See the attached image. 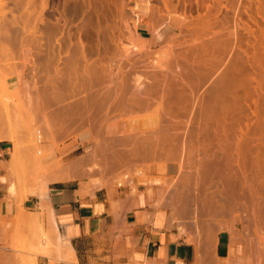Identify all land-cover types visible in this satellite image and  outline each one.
I'll list each match as a JSON object with an SVG mask.
<instances>
[{
  "label": "rangeland",
  "instance_id": "374dc122",
  "mask_svg": "<svg viewBox=\"0 0 264 264\" xmlns=\"http://www.w3.org/2000/svg\"><path fill=\"white\" fill-rule=\"evenodd\" d=\"M43 1L33 0L30 3L29 0H0V95H3L5 98L8 97V99L10 98L11 107L14 105V109L12 108L13 113L11 112V127L13 133L17 136V142L23 144V149L25 150V156L22 158L23 168L20 173L21 175L19 174V178L13 177L12 179L18 185L19 195L17 199L22 200L28 187L31 185L42 186L50 183L52 179L49 176H51L50 173L52 174L53 170L50 171L49 169H52L53 166L58 163L69 165L72 162L71 143L83 131H90L93 134L96 148H99L98 150L100 151L96 152L97 157H95L96 154L91 153L94 156L89 155L86 159L84 158L83 162L85 164L83 166L85 168L82 166L83 169L81 171L84 172V169L87 170V167H93L94 164L100 165L101 169L104 167L106 169H114L116 172L114 176L116 186L120 181L124 182L123 176H129L128 180L132 179L133 174L131 169L135 166H137L138 173L139 171L144 172V169L148 166L161 169L169 161H179L183 169L184 181L182 182L181 189L175 192V194L176 197L184 201V206H187L191 214L197 213L199 174L197 175L196 171L199 169L198 167H200L198 172H202L200 174L203 176L204 170L201 168H204L205 161L209 162V157L212 161L215 160L212 163H218L222 160L221 163L223 164L227 163L226 158H228V161L231 160V166L234 167L231 171L229 162V166L226 164L227 166L224 165V167L221 164L225 169L222 173L226 172L227 177L230 176L228 179L234 178V182L237 180L238 182H236L244 187L243 191L242 186L239 188L238 184L233 188L232 197L236 195L232 198L233 213L237 219L235 222L238 227H243L246 230L251 239V260L264 264V209L263 211L261 209L260 213H257L256 203L253 201V194L258 193L257 199L260 200L261 207L264 206V200L261 201V198L264 199V179H262L264 178V166L262 165V168L259 169L258 165L253 166L252 164L254 154L258 148L255 141L258 140L257 138H264V93H257L256 91L260 82L264 84V0H168V9L166 8L167 0H48V7L44 10V14L41 12ZM213 5L218 7V12L215 10L217 8ZM169 14L173 15L174 20H169ZM199 15L209 16V20L205 21L203 23L205 25L203 26L209 25L210 30L196 41H193L190 31L191 23L194 20L196 21ZM180 16H186L187 20ZM10 28L13 29L11 30ZM80 28L82 29L78 32ZM14 30L16 34L13 32ZM155 30H158V32ZM234 30L238 38L236 45L232 36V31ZM47 35H49V38ZM78 37L81 39L79 40ZM139 37L147 42V44L149 43V47L147 46L148 48L146 49L142 47L141 50L137 51L136 49L132 51V42L136 47L138 42L141 46L144 45ZM216 39H220L221 42L223 40L226 41L225 49L211 54L210 60L212 61V65L204 76L199 75L198 72L197 76H194V93L192 95L189 92L184 93L186 101L181 105H169L168 108L172 107L170 111L174 109L176 111L173 110V112L177 114L174 115L173 112L172 114L169 112L170 119L167 117L169 110L165 106V111L160 114L163 115L160 116L163 118L156 116L155 112L157 111L155 108L161 102V97H158V95L161 96V92L153 94L150 99L146 100H149V108L146 106L147 109L144 107V109L137 111H135L137 108L120 111L119 108L113 105V103L116 104L114 98V102H110L112 105L109 103L107 105L109 108L110 105L112 108L114 106L115 110L109 109L111 113L108 112V108H105L108 113H104V107L103 113L101 110L99 112L98 109L100 108L98 107V109L95 108L97 112L93 111V114L90 115L87 113L85 105L84 107L80 105L82 108L75 106L79 101L82 103L83 99L84 104L85 100L89 99V97H86L89 94H91L90 97L93 99L94 92L97 89L100 90L102 87V83L99 86L97 84L96 86L90 85V78H86V66L95 63V61L97 64L101 63L100 65H103L104 62L105 65L115 63L113 65L114 73H118L117 67H124L125 75L127 74L129 78L130 91H128V98L132 96L133 92L137 93V88H135L136 79H134L137 75H148L150 76L149 80H152L159 76L161 79L166 74L165 70H159L154 66V62L158 57L157 55L163 54L164 56L169 54L172 59L169 56H164L165 60L171 59L172 69L175 70V61L179 62L182 66V57L184 55L193 61H197L198 58L190 57L191 53L184 54L188 49L194 46L199 47L203 43H207V41L212 42ZM69 40L72 41L68 42ZM81 41L86 46L84 53L88 58L80 60L79 64L76 65V67L78 66L76 71L75 69H66L64 75L66 77L65 80L71 76L72 78L75 76L74 78L80 79V83L86 82L82 83L83 86L85 85V88H82L83 86L80 84H78V86L80 85V89L77 88L78 86L76 88H71L70 85L63 86L64 83L61 81L63 83L61 84L60 80L62 77L58 71L65 69L66 62L71 61V57L82 55ZM123 55L125 57H122ZM247 55L249 59H247ZM118 61L120 62V66ZM121 61L124 65H122ZM39 63H42L40 67ZM235 63L236 65H234ZM80 65L81 67L79 68ZM233 66H235V73H230ZM146 71L148 73H145ZM80 72H85L83 73L85 76L82 77V73L80 76ZM170 72L169 70L168 73L170 74ZM70 74L71 76H69ZM57 75L60 79L57 78ZM52 76H54L53 80H56V78L57 81L59 80V83H56L57 86L59 85L58 90L60 86L61 91L66 89L60 92L58 96L55 91H52L54 90L53 87L51 86L52 89L49 87V83L54 82L52 81ZM223 76H228L229 83L236 86L234 99L229 102L220 99H216L210 103L205 101L201 106V99L220 85V80ZM243 78L246 80L243 81ZM14 79H17L19 82V85L16 87L18 91L7 84L9 80ZM4 81H6L9 91L4 89ZM87 82H89V85ZM107 85L110 86L111 84L107 82ZM146 85L149 86L151 84L147 83ZM93 86L95 87L93 88ZM104 87L103 85L102 88ZM19 89H23L25 93L20 92ZM11 91H14V93ZM66 91L67 93H64ZM77 91L78 93H76ZM84 91L86 92L84 93ZM18 92H20V95L17 94ZM51 92H54V94ZM61 93L62 100H60ZM63 94H66V97ZM44 96L45 98L43 99L45 100L41 98ZM53 96L56 97L53 98ZM91 98L87 101L89 102ZM20 100H22V103ZM41 100L44 101L45 106L43 102L41 104ZM77 104L79 106L80 103ZM164 105L167 106L168 104ZM41 106L45 107L44 109L48 111L53 119L49 121V119L45 120L43 118V108ZM72 106L78 108L82 114H78L77 109L73 111L70 109L72 113L69 111L71 114L68 112V115L70 116H67L68 119H63L65 121L62 122V119L58 118V111L60 113L62 107L69 110ZM178 106H181V108H178ZM21 110L22 112H20ZM123 112H126L125 115H122ZM73 116L78 117L73 119ZM86 117H91V119L87 120ZM154 117L157 119H154ZM158 119H162V122ZM171 120H175L173 121L174 123ZM156 121L158 122L156 123ZM160 122L164 126L160 125ZM206 122L209 123V128H207ZM158 124L159 126H157ZM221 133L228 135L234 145L230 149L226 148L228 149V156L225 154L227 150L226 152L223 150L224 153L222 148L220 150L219 144H216L219 141L215 138L219 137ZM246 134H249V136L254 135L252 140L255 143L250 142L252 144L249 147L251 150L248 148L249 152L247 149L241 151L246 152L245 154H248L246 159L249 158L252 161L249 162L251 163L250 165L246 163L249 166H245L242 172L243 163L242 160H239L238 155H236V152L237 154L239 153L237 149L235 150L236 145L234 143L237 141V136ZM207 137H210L212 140ZM213 137H215L216 142L213 140ZM39 138L41 141H37ZM233 139L236 141H233ZM204 140L209 141L205 143L207 146L211 144L212 146H208L211 148L205 145ZM11 144L14 148V144L12 142ZM28 145L30 149L32 148L31 150L27 147ZM36 145L39 147H36ZM26 148H28L27 151ZM260 149L264 153V146L260 147ZM229 151L231 152L230 157ZM223 154L226 155V157L224 156L226 160L223 158ZM48 155H50L49 160ZM206 156L208 157L207 160H205ZM42 157L47 158L44 161ZM40 158L43 161H38ZM232 158L236 160L233 161ZM93 159H95L94 163H92L93 161L91 162ZM96 159L100 160L96 161ZM238 160L242 163H240L242 166H239L240 164L237 166ZM249 160L247 159V162ZM55 162L56 164H54ZM90 163L92 165H89ZM246 167L248 172L245 169ZM49 171L50 173H48ZM213 172L214 174L216 173L213 170L207 172V175L211 173L212 176ZM255 173H257L258 178L256 175L255 179H253ZM216 174L213 175V178H215L212 179V195H214L215 189H218L224 183L223 180L226 179L225 174H222L224 178L218 175L219 173ZM244 174L246 177L252 176L251 179L255 180L254 183L250 179L248 183H245L244 179L246 180V177L243 178ZM211 176L210 178H212ZM220 176L223 180L220 179ZM239 179L244 182H241ZM246 185L250 189L245 188ZM240 190L242 192L245 191L247 195L244 192V196ZM247 206L250 209L252 208V210L247 209ZM233 231L238 232L236 227L233 228ZM18 235L19 239L17 240V245L14 247L17 257L20 259L21 264H33L37 255L42 253L41 248H29L27 246L29 236H24L22 232H19ZM43 235L37 237L39 245L43 242ZM45 240L46 245H50L51 240L47 236H45Z\"/></svg>",
  "mask_w": 264,
  "mask_h": 264
},
{
  "label": "crops",
  "instance_id": "0c3cea01",
  "mask_svg": "<svg viewBox=\"0 0 264 264\" xmlns=\"http://www.w3.org/2000/svg\"><path fill=\"white\" fill-rule=\"evenodd\" d=\"M7 84L16 89L19 82ZM13 149L11 141H0V264H21L14 250L19 232L29 236V248H41L33 264H259L251 260L248 233L235 222L233 189H228L229 195L223 192L229 188L226 179L212 195V181L204 183L199 177L201 196L197 213L191 214L175 194L184 181L179 161L161 169L148 166L143 177L137 176L135 166L132 179L123 176V184L116 186L114 169L90 173L75 168L100 151L93 134L83 131L71 143L69 166L52 171L54 181L29 186L18 200L17 184L15 196L9 194ZM211 166L208 172L216 168ZM64 172L70 178L55 179ZM45 236L51 240L48 246Z\"/></svg>",
  "mask_w": 264,
  "mask_h": 264
},
{
  "label": "bare ground",
  "instance_id": "6f19581e",
  "mask_svg": "<svg viewBox=\"0 0 264 264\" xmlns=\"http://www.w3.org/2000/svg\"><path fill=\"white\" fill-rule=\"evenodd\" d=\"M30 1V3L33 1V0H29ZM20 2H22V1H20ZM14 3V2H13ZM18 3V2H17ZM16 3V4H17ZM28 4V3H27ZM34 4V3H33ZM30 5V4H29ZM18 6H20V5H18ZM166 8L168 9L169 8V4H168V0H167V2H166ZM214 6V5H213ZM43 7V8H42ZM42 10H41V12L43 13L44 12V10H46L47 9V7H48V0H44L43 1V4H42ZM214 7H216V6H214ZM217 9H215V10H217V12H218V7H216ZM212 9H214V8H212ZM152 12V11H151ZM207 13V12H206ZM210 13V12H209ZM216 13V12H215ZM44 14V13H43ZM151 15V14H150ZM185 15V14H184ZM140 16V15H139ZM169 17V20L170 21H172V20H174V18H173V15L172 14H169L168 15ZM191 16V15H190ZM41 17H43L42 15H41ZM181 17V16H180ZM183 17V19H185V20H187V17L186 16H182ZM181 17V18H182ZM42 19V18H41ZM44 19V18H43ZM194 20V19H193ZM209 20V16H206V15H199L197 18H196V21L194 20V22H192L191 24V28H190V31H191V35H192V39H193V41H196L199 37H201V36H203L204 34H206L209 30H210V27H209V25H207V26H203V25H205V24H203L205 21H208ZM42 21V20H41ZM9 23V22H8ZM44 23V22H43ZM7 24V23H6ZM46 24V23H45ZM201 24V25H200ZM82 27V26H81ZM11 29V28H10ZM13 29V28H12ZM11 29V30H12ZM55 29V28H54ZM82 28H80L79 29V31L78 32H80V30H81ZM10 31V30H9ZM156 31V30H155ZM14 33H15V30L13 31ZM39 32V31H38ZM38 32H36V33H38ZM156 32H158V30L156 31ZM155 32V33H156ZM40 33V32H39ZM16 34V33H15ZM33 34H35V33H33ZM43 34V33H42ZM81 34V33H80ZM154 34V33H153ZM38 35V34H37ZM71 35V34H70ZM35 36V35H34ZM49 35H47V37H48ZM78 36H80V35H78ZM232 36H233V39H234V44L236 45V43H237V41H238V38L236 37V33H235V30L234 31H232ZM44 37V36H43ZM47 37H45V38H47ZM222 37V36H221ZM224 37V36H223ZM17 38V37H16ZM49 38V37H48ZM135 38V37H134ZM140 38V37H139ZM71 39V38H70ZM78 39L80 40L81 38H79L78 37ZM221 39V38H220ZM220 39L219 40H214V41H212V42H209V41H207V43L205 42V43H203L202 45H200L199 47H197V46H194V47H191L190 49H188L187 50V52L186 53H184V54H189V53H191V56L190 57H192V58H198L197 59V61H193L192 59H190V58H188L187 56H183L182 57V60H183V65L181 66L180 65V63L179 62H177V61H175L176 62V66H175V70H173L172 69V66H171V62H170V60L172 59L171 58V56L169 55V54H167V55H164V56H169L171 59H169L168 58V60H165V57L163 56V54L162 55H157L158 57H157V60H155V62H154V66L156 67V68H158L159 70H165L164 72H166V74H164L163 75V77L160 79L159 77H157V78H155V79H152V80H149V77L150 76H148V75H146V76H142V75H137L136 76V78L134 77V79H136V82H135V88H137V93L136 92H133L132 93V96H130V97H128L127 98V95H128V91H130L129 90V78H128V76H127V74L125 75V72H124V67L122 66V65H124L123 63H122V61H123V59L121 58V63H122V67H117L116 65H115V67H117L118 69H116V70H119L118 71V73H114L113 72V70H114V64H109L108 63V65H105V62H104V64L103 65H100L99 63L97 64V62L95 61V63H92V64H89L88 66H86V64H88V63H86L85 64V66H86V70H85V72H83V73H85L87 76H86V78H90V85H95L96 86V84H97V86H99L100 85V83H102V87H103V85L106 87H104V88H102L101 87V89L100 90H103V91H100V90H96L95 91V89H93L95 86H93V90L95 91H93L94 92V94H93V99L90 97V95L91 94H89L88 96H86V97H89V99L91 98V102L89 101H87V100H89L88 98H87V100H85V103L83 104V101H84V99L83 98H86V97H83L82 99V103L79 101V102H77V103H80L79 104V106H77L78 104L76 103V107H81V106H83L84 107V105H85V108L87 109V113H89L90 115L91 114H93V111H95L96 109L95 108H97L98 109V107L100 108V109H98V111L99 112H101L102 110H103V107H104V113L106 112V110L107 109H105V108H108V110L110 109V110H112V109H114V106H113V108L111 107V103L110 102H116V104L115 103H113V105H115V107H117V108H119L120 109V111L122 110V111H127V109H135V108H137L135 111H137V110H139V109H144V107L147 109V107L146 106H148V108L150 107L149 106V100L148 101H146L147 99H150L151 98V96H153V94H155V93H159V92H161V96H159L158 95V97H161V102H159L158 103V105L156 106V111L157 112H155L157 115V117H159V118H163V117H160V116H163V115H160L161 114V112L163 113L164 111H165V109H164V106L166 107V108H168L169 107V105L170 106H175V105H181L184 101H186L185 100V98H184V96H185V94L184 93H186V92H189L191 95L194 93V79H195V77L197 76V72L199 73V75H205L206 74V72L211 68V65H212V61L210 60V57H211V54H213L214 52H219V51H223L224 49H225V47H226V41L225 40H223V42L225 41V43H223V42H221L220 41ZM47 40V39H46ZM129 40H132V39H129ZM139 40V39H138ZM140 40H141V42H143L144 43V45L143 46H141L140 44H139V42L137 43V47H136V45L134 44L133 45V42H132V51L133 50H136L137 49V51L138 50H141L142 49V47H143V49H146V48H148L149 47V43L147 44V42H145V41H143L141 38H140ZM139 40V41H140ZM72 41V40H71ZM70 40L68 41V42H71ZM78 41V40H77ZM154 41V40H153ZM62 42V41H61ZM61 42H59V43H61ZM64 42V41H63ZM135 43V42H134ZM167 43V42H166ZM57 44H58V42H57ZM71 45H72V43H70ZM80 47L83 49V51H81L80 49V51H81V53H82V55L81 56H75V57H71V61H69V62H71V63H67L66 62V67H64L65 69H60L58 72L60 73V75H61V80H60V82L61 81H63V83H64V85L63 86H69L70 85V87L71 88H73V87H77L78 86V84H80V85H82V83H86V82H82V83H80V79L78 80V79H76V78H72V76H71V74L69 75V76H71V77H69L67 80H65V75H64V72H66V69H68V68H70V69H75V71H76V68H78V66L76 67V65L77 64H79V62H80V60L82 59V58H84V59H87L88 57H86V55H85V49L84 48H86V46L84 45V43L81 41L80 42ZM86 44V43H85ZM63 45V44H62ZM60 46H61V44H60ZM60 46H59V48H60ZM76 46H78V44H76ZM148 46V47H147ZM173 46V45H172ZM77 48V47H76ZM75 48V49H76ZM169 48V47H168ZM56 49V48H55ZM78 49V48H77ZM105 49H106V47H105ZM167 49V48H166ZM62 51V50H61ZM60 51V52H61ZM79 51V52H80ZM165 51V50H164ZM69 52V51H68ZM80 53V54H81ZM62 54V53H61ZM60 54V55H61ZM70 54V53H69ZM77 54H79V53H77ZM125 55V54H124ZM122 56V57H125V56ZM155 55V54H154ZM239 56V55H238ZM32 59V58H31ZM61 59V58H60ZM130 59V58H129ZM150 59V58H149ZM247 59H249V57H248V55H247ZM89 60V59H88ZM112 60V59H111ZM128 60V59H127ZM85 61H87V60H85ZM130 61V60H129ZM173 61V60H172ZM30 62H32V61H30ZM34 62V61H33ZM93 62V61H92ZM100 62V61H99ZM44 63V62H43ZM103 63V62H102ZM113 63V62H112ZM117 63V62H116ZM120 62L118 61V64H119ZM107 64V63H106ZM131 64V63H130ZM39 65V67H40V65H42V63L40 64H38ZM151 65V64H150ZM150 65H149V67H150ZM234 65H236V63L234 64ZM82 66H83V64H82ZM119 66H120V64H119ZM153 66V65H152ZM81 67V65L79 66V68ZM84 67V66H83ZM46 68V67H45ZM153 68V67H152ZM156 68H155V70H156ZM69 69V70H70ZM142 69V68H141ZM140 69V70H141ZM151 69V68H150ZM154 69V68H153ZM65 70V71H64ZM72 70H70V71H72ZM169 70L171 71L170 72V74L168 73L169 72ZM73 72V71H72ZM19 73V72H18ZM75 73H78V72H75ZM81 73L82 72H80L79 74H80V76H81ZM83 73H82V75H83ZM145 73H148L147 71L145 72ZM230 73H235V66H233V68H232V70H231V72ZM10 74V73H9ZM78 74V75H79ZM85 74L82 76V77H84L85 76ZM59 75V76H60ZM67 76V75H66ZM127 76V77H126ZM195 76V77H194ZM53 77L54 76H52V81H54L53 83H49V85L47 84V86H49V87H53V89L54 90H52V91H55L57 94V96L60 94V92H63V91H65V90H63V91H61L62 89L59 87V90H58V86L56 85V83L58 84L59 83V80L57 81V78L58 79H60L59 77H58V75H57V78H56V80H53ZM81 77V79H83ZM63 78H64V80H63ZM154 78V77H153ZM23 79V78H22ZM21 79V81H22V83H23V80ZM47 79V78H46ZM74 79V80H73ZM84 80V79H83ZM83 80H81V81H83ZM88 80H86V81H88ZM132 80H133V78H132ZM243 81L244 80H246L245 78H243L242 79ZM45 81V80H44ZM48 81V80H47ZM50 81V80H49ZM67 81V82H66ZM221 82H220V85L216 88V89H214V90H212L211 92H209L208 94H207V96H205L204 98H202L201 99V106L204 104V102L205 101H207V102H212V101H214V100H216V99H220V100H222V101H225V102H229V101H231V100H233L234 99V96H235V92H236V86H235V84H230L229 83V78H228V76H223L222 77V79L220 80ZM241 81V80H240ZM34 82V81H33ZM35 82H36V80H35ZM51 82V81H50ZM67 84H66V83ZM79 82V83H78ZM93 82V83H92ZM107 82L109 83V84H111L110 86H108L107 85ZM4 83H5V85H4V89L5 90H7V91H9V88H8V86L6 85V81H4ZM30 83V82H29ZM62 82H61V84H63ZM89 82H87V84H88ZM147 83H149V84H151V85H149V86H147L146 84ZM33 85H34V83H33ZM79 85V86H80ZM89 85V84H88ZM24 86V85H23ZM35 86H37L36 84H35ZM34 86V87H35ZM77 87L78 89H80V87ZM83 86V85H82ZM81 86V87H82ZM178 86V87H177ZM21 87H22V85H21ZM25 87V86H24ZM52 87H51V89H52ZM70 87H67V88H70ZM86 87H88V86H86ZM90 87V86H89ZM37 88V87H36ZM82 88H85V85L82 87ZM38 89H39V86H38ZM46 89V88H45ZM48 89V88H47ZM89 89V88H88ZM131 89V88H130ZM17 91H18V89H16ZM23 90V89H22ZM21 89H19V91L20 92H24V90L22 91ZM29 90V89H28ZM33 90H35V89H33ZM48 90H50V89H48ZM47 90V91H48ZM76 90V89H75ZM85 90V89H84ZM15 91V90H14ZM14 91H11V92H13L14 93ZM83 91V90H82ZM89 91V90H88ZM257 93H259V92H262V93H264V84L262 83V82H260L259 83V85H258V88H257ZM16 92V91H15ZM20 92H18L17 94H19ZM32 92V91H31ZM36 92H39V91H36ZM50 92V91H49ZM72 92V91H71ZM75 92V91H74ZM81 92V91H80ZM86 91H84V93H85ZM12 93V94H13ZM21 93V94H22ZM25 93V92H24ZM34 93V92H33ZM52 94H54V92H51ZM64 93H67V91L66 92H64ZM76 93H78V91L76 92ZM90 93H91V91H90ZM11 94V95H12ZM27 94V93H26ZM40 94V93H39ZM82 94V93H81ZM88 94V93H87ZM20 95V94H19ZM27 95H29V94H27ZM41 95V94H40ZM42 95H43V93H42ZM64 96L66 95V94H63ZM75 95V94H74ZM114 95V96H113ZM33 96H34V94H33ZM11 97V96H10ZM31 97V96H30ZM49 97H50V95H49ZM56 97V96H55ZM54 96H53V98H55ZM66 97V96H65ZM42 99L43 98H45V96L44 97H41ZM58 98V97H57ZM113 98H114V101H113ZM8 97L7 98H5L3 95H0V141H3V140H7V141H11V142H13V144H14V149H13V152H12V159H11V161H10V163H9V171H10V177H11V181H10V184H9V194L11 195V196H15V194H16V183L12 180L13 179V177L14 178H19V176L21 175L20 173L22 172V168H23V166H22V161H23V155H24V153H25V150L23 149V144H21V143H19V142H17V136L13 133V131H12V125H11V123H12V121H11V112L13 113V106L11 107V101L8 99ZM13 99V98H12ZM40 99V98H39ZM63 99V97H62V93H61V95H60V100H62ZM18 100V99H17ZM43 100H45V99H43ZM43 100H41L40 102H41V104H42V102H43V105H44V101ZM51 100V99H50ZM49 100V101H50ZM159 100V101H160ZM21 101V103H22V100H20ZM36 101H37V99H36ZM39 102V103H40ZM25 103V102H24ZM31 103V102H30ZM47 103V102H46ZM52 103V102H51ZM111 104L110 105V108L107 106V105H109V104ZM168 104L167 106L166 105H164V104ZM34 104V103H33ZM40 104V105H41ZM83 104V105H82ZM24 105V104H23ZM32 105V104H31ZM39 105V106H40ZM46 105V104H45ZM44 105V106H45ZM48 105V104H47ZM81 105V106H80ZM22 106V105H21ZM26 106V105H25ZM38 106V105H37ZM36 106V107H37ZM181 108V106H178V108ZM13 108V109H12ZM19 108H20V106H19ZM27 108H28V105H27ZM41 108H43V115L42 116H44L43 118L46 120V119H49V121H50V119H53V117L48 113V111L46 110V109H44L45 107H42L41 106ZM40 108V110H42ZM78 108H75L74 106H72L71 108H69V110H68V108L66 109L65 107L63 108L62 107V109H61V111H60V113H59V111H58V113L57 114H59V119H62L61 121L63 122V121H65V120H63V119H66L67 118V116H70V115H68L70 112L69 111H73V110H75V109H77L76 111H78V114L80 113L79 112V110H78ZM82 108V107H81ZM171 109H172V107H170ZM170 108H168V110L166 109V111H168L167 112V115H168V113L169 112H171V114H172V112H173V110L172 111H170L171 109ZM21 109V108H20ZM19 109V110H20ZM29 109V108H28ZM71 109V110H70ZM85 109V110H86ZM59 110H60V108H59ZM101 110V111H100ZM108 111V112H110L111 113V111ZM115 110V109H114ZM17 111V110H16ZM47 111V112H46ZM72 111H71V113H72ZM75 111V112H76ZM92 111V113H90ZM103 111H102V113H103ZM113 111V110H112ZM151 111V110H150ZM153 111V110H152ZM174 111H176V110H174ZM179 111V110H178ZM20 112H22V110L20 111ZM69 112V113H68ZM84 112V111H83ZM95 112H97V111H95ZM94 112V113H95ZM108 112H106V113H108ZM140 112V111H139ZM14 113H15V110H14ZM18 113V112H17ZM41 113V112H40ZM56 113V112H55ZM55 113H53V114H55ZM70 113V114H71ZM85 113V112H84ZM125 113L126 112H123L122 113V115L124 114L125 115ZM154 113V114H155ZM174 113V112H173ZM28 114V113H27ZM80 114H82V112L80 113ZM88 114V115H89ZM139 114V113H138ZM146 114V113H145ZM176 114V112L174 113V115ZM76 115V114H75ZM108 115H110V114H108ZM121 115V114H120ZM149 115V114H148ZM153 115V114H152ZM166 115V116H167ZM174 115H171V116H174ZM177 115V114H176ZM54 116V115H53ZM87 116V115H86ZM127 116V115H126ZM169 116L170 115H168L167 117L169 118ZM55 117V116H54ZM71 117H72V115H71ZM76 117H78V116H73V119H76ZM83 117H85L84 115H83ZM92 117V116H91ZM91 117L89 118H87V120H89V119H91ZM175 117V116H174ZM129 118V117H128ZM54 119H56V118H54ZM68 119V118H67ZM71 119V118H70ZM78 119V118H77ZM82 119V118H81ZM141 119V118H140ZM154 119H157L156 117H154ZM170 119V118H169ZM150 120V119H149ZM158 120H160V119H158ZM162 120V119H161ZM160 120V121H161ZM48 121V120H47ZM47 121H45V122H47ZM140 121V120H139ZM164 121V120H163ZM166 121H167V118H166ZM172 121V123H174L173 121H175V120H171ZM158 121H156V123H157ZM162 122V121H161ZM159 123L160 125L162 124V123ZM170 122V121H169ZM178 122V121H177ZM172 123H171V125H172ZM75 124V123H74ZM142 124V123H141ZM159 124L157 125V126H159ZM169 124V123H168ZM208 122H206V126H207V128H209L208 127ZM48 125H50V124H48ZM103 125V124H102ZM163 125V124H162ZM174 125V124H173ZM98 126V125H97ZM164 126V125H163ZM160 127H162V126H160ZM160 127H159V130H160ZM169 127V126H168ZM171 127V126H170ZM107 130H109L108 128H107ZM158 132V131H157ZM208 132V131H207ZM151 133H153V132H151ZM154 134V133H153ZM156 135V134H155ZM154 136V135H153ZM218 137V136H217ZM215 138V137H213V140L216 142V140L215 139H218L217 141H219L218 143L216 142V144H219V148H220V150H221V148H222V151L223 150H225V152H226V150H227V152L225 153L224 151V153L225 154H227V156H228V149H226V148H229L230 149V147L231 146H234L232 143L233 142H231V140L229 139V137H228V135H226L225 133H221V135H219V137L218 138ZM254 137V135H252V136H249V134L247 135H239V136H237V141L236 140H234L233 139V141H236V143H234L236 146H235V150L237 149V151H238V153L239 154H237V152H236V155H238V157L240 158L239 160H242V163H243V169H242V172L244 171V167L245 166H247V164L246 163H248L249 165L251 164V163H249V162H252V161H250L249 160V158H247L249 161L247 162V159H246V156L248 155H246L245 153L246 152H241L242 150H244V149H247V151L249 152L251 149L249 148L250 147V144H252V143H250V142H254L253 140H252V138ZM158 138V137H157ZM208 139L210 138V137H207ZM215 138V139H214ZM231 138H232V136H231ZM255 139V138H254ZM258 140L257 141H255L256 142V145H257V151L255 152V154H254V157H253V166H255V165H258V167H259V169H261L262 168V165L264 166V153L261 151V149H260V147H263L264 146V138L262 139V138H257ZM39 139H37V141H38ZM210 140H212L211 138H210ZM230 140V141H229ZM208 143L207 142V140L205 141L204 140V143ZM254 142V143H255ZM205 143V145L207 146V144ZM213 143V142H212ZM22 146H21V145ZM232 144V145H231ZM30 145V144H29ZM27 146V147H29V150H31L30 149V146ZM39 145V144H38ZM38 145H36V147H39ZM208 146H212L211 144L209 145L208 144ZM207 146V147H208ZM218 146V145H217ZM35 147V148H36ZM252 147V146H251ZM208 148H211V147H208ZM207 148V149H208ZM233 148V147H232ZM250 150H249V149ZM27 149L28 148H26V151H27ZM218 149V148H217ZM34 150V149H33ZM210 150V149H209ZM219 150V149H218ZM206 151V150H205ZM232 153H233V151L232 150H230ZM229 151V157H230V152ZM34 152V151H33ZM191 152V151H190ZM247 152V153H248ZM207 153V152H206ZM209 153H210V151H209ZM190 154V153H189ZM212 154V153H211ZM234 154V153H233ZM232 154V155H233ZM34 155H36V153H34ZM52 155V154H51ZM90 155H93V154H90ZM94 155H95V153H94ZM93 155V156H94ZM221 155V154H220ZM251 155V154H250ZM49 156L50 155H48V160H49ZM55 156V155H54ZM189 156V155H188ZM218 156V155H217ZM224 156L226 157V155H224L223 154V158H224ZM53 157V156H52ZM96 157V156H95ZM207 157V156H206ZM205 157V160H207L208 159V157L206 158ZM219 157V156H218ZM233 157V156H232ZM235 157H237V156H235ZM248 157V156H247ZM43 158V160L44 159H46L47 157H42ZM42 158H40V160H38V161H41L42 160ZM84 158V157H83ZM82 158V159H83ZM234 158V157H233ZM232 158V159H233ZM53 159H54V157H53ZM86 159V158H85ZM212 159H214V158H212ZM225 159V158H224ZM227 159V163H225V164H223V163H221L222 162V160L220 161V162H218L217 160V162L218 163H212L213 161H215V160H211V158L209 157V162H207V161H205V164H204V168H201V169H203V170H205V172H204V174H206L207 172H208V170L210 169V165H212V164H214L215 165V167L219 170H217L216 171V173H219L218 175H221L222 176V172L223 171H225V169H224V165H228V162L230 163V166L232 165L231 164V160H229L228 161V158H226ZM225 159V160H226ZM231 159V158H230ZM42 160V161H43ZM90 160V159H89ZM234 160H236V159H233V161ZM238 160V161H239ZM45 161V160H44ZM92 161V160H91ZM211 161V162H210ZM58 162V161H57ZM45 163V162H44ZM75 163H77V162H75ZM84 163V162H83ZM83 163H77L76 164V167L75 168H77V169H79L80 167V169L82 170L83 168H82V166L81 165H83ZM94 163V162H93ZM108 163V162H107ZM241 162L239 161V163L237 162V166L240 164ZM241 163V164H242ZM46 164V163H45ZM52 164V163H51ZM54 164H56V162L54 163ZM85 164V163H84ZM221 164L224 166V167H221V169H220V166H221ZM235 164V163H234ZM239 165V166H242V165ZM72 165V164H71ZM213 165V166H214ZM217 165V166H216ZM226 165V166H227ZM248 165V166H249ZM69 165H67V166H61L59 163L58 164H56L55 166H53L52 167V169H49L50 171L51 170H53V172L57 169V170H59V169H63V168H65V167H68ZM100 165H98V164H94V166L93 167H87V171L88 172H93L94 170H96V169H100V170H103V169H101L100 167H99ZM110 166V165H109ZM213 166H211V167H213ZM229 166V165H228ZM247 166V167H248ZM252 166V167H253ZM84 168H85V166H83ZM234 167V166H233ZM232 166H231V168H230V170L233 168ZM247 167L245 168L246 169V171L248 172V169H247ZM251 167V166H250ZM51 168V167H50ZM199 169H200V167H198ZM216 168H212L213 170L214 169H216ZM222 168L224 169V170H222ZM228 168V167H227ZM240 168V167H239ZM70 169H71V166H70ZM199 169L196 171V173H197V175H198V178L199 177H202V178H204V181H203V179L201 178V181H203L204 183H206L205 182V179H206V181H212V179H214L213 178V175H217L216 173L214 174V172H213V174H212V176H211V173L210 174H208V176H205V177H203V176H201V174L200 173H202V172H198L199 171ZM206 169H207V172H206ZM56 170V171H57ZM239 170H241V169H239ZM50 171L48 172V173H50ZM61 171V170H60ZM232 171V170H231ZM245 171V172H246ZM241 172V171H240ZM241 172V173H242ZM257 172H260V171H257ZM261 172H262V170H261ZM56 173V172H55ZM55 173H53V175L55 174ZM195 173V174H196ZM226 173V172H225ZM224 173V174H225ZM235 173V172H234ZM250 173H251V171H250ZM249 173V174H250ZM263 173V172H262ZM20 174V175H19ZM223 174V175H224ZM238 174V173H237ZM246 174V173H245ZM244 174V175H245ZM260 174V173H259ZM264 174V173H263ZM263 174H260V175H263ZM50 175H52L51 173H50ZM74 175H76L75 173H74ZM207 175V174H206ZM229 175V174H228ZM239 175V174H238ZM254 175V174H253ZM256 175H257V173H255V175H254V177H253V179H255V177H256ZM78 176V175H77ZM77 176H75V177H77ZM137 176H144V172H141V171H139L138 173H137ZM148 176V175H147ZM210 176L212 177V178H210ZM221 176H220V179H222L221 178ZM225 178H226V180H227V182L225 181V179L223 180V181H225L226 182V184L228 183V185H227V187L229 186V188H227V190H226V188H225V190H223V192L224 191H227L226 192V194L225 195H229V190H231V189H233V188H235L236 186H237V184H238V186H239V188L242 186L241 184H239V183H237L236 181L234 182V180L231 178V179H228L229 177H227V174H225ZM240 176H242V175H240ZM240 176H239V178H240ZM46 177V176H45ZM49 177H51V176H49ZM49 177H48V179H49ZM196 177V176H195ZM207 177H209L208 179H207ZM219 177V176H218ZM223 178H224V176H222ZM244 177H246V175L245 176H243V178ZM248 177V176H247ZM247 177H246V180L244 179V181H245V183H248L249 181V179L251 180V182L253 181L251 178H252V176L251 177H248V179H247ZM66 178H70V175H69V173L67 172H64V173H59L58 174V176L57 177H55V179H58V180H62V179H65L66 180ZM257 178H258V175H257ZM260 178H261V176H260ZM259 178V179H260ZM43 179V178H42ZM46 179V178H45ZM44 179V180H45ZM52 180H53V177L51 178ZM51 179H49V180H51ZM100 179V178H99ZM238 179V178H237ZM242 179V178H241ZM258 179V180H259ZM262 179H264V178H262ZM43 180V181H44ZM101 180L102 179H100V180H96V182H95V185H97V186H99L100 184H101ZM240 180V179H239ZM25 181H27V180H25ZM46 181V180H45ZM54 181V180H53ZM104 181V180H103ZM197 181V180H196ZM196 181H194V182H196ZM214 181V180H213ZM241 182H244V181H242V180H240ZM239 181V182H240ZM255 181V180H254ZM254 181L252 182V183H254ZM264 181V180H263ZM30 182V181H29ZM50 182V181H49ZM105 182V181H104ZM107 182V181H106ZM224 182V183H225ZM257 182V181H256ZM46 183V182H45ZM197 183V182H196ZM202 183V182H201ZM203 183V184H204ZM245 183H244V185H245ZM261 183V182H260ZM264 183V182H263ZM121 184H123L121 181H120V183H119V185H121ZM198 184H200V181L198 182ZM197 185V184H196ZM202 185V184H201ZM206 185V184H205ZM224 185V184H223ZM250 185V184H249ZM257 185V184H256ZM226 187V186H225ZM247 187V185L245 186V188ZM249 187V186H248ZM247 187V188H248ZM190 188V187H189ZM231 188V189H230ZM244 187L242 186V191L244 190L243 189ZM205 189H207V188H205ZM229 189V190H228ZM248 189H250V188H248ZM195 191V190H194ZM241 190H240V192H242ZM254 191V190H253ZM253 191H251V192H253ZM245 192V191H244ZM244 192H242L243 193V195H244ZM255 192H256V190H255ZM191 194V193H190ZM199 194V193H198ZM231 194H233V193H231ZM245 194H246V192H245ZM197 195V194H196ZM217 195H219V194H217ZM247 195V194H246ZM254 196H253V198H254V200L253 201H255V203H256V208H257V213H260V211H261V209H262V211H263V209H264V206L263 207H261V202H260V200H258L257 198H258V193L257 194H253ZM194 196V195H193ZM199 196H201V195H199ZM216 196V195H215ZM214 196V197H215ZM224 196V195H223ZM232 196V195H231ZM234 196H236V195H233V197ZM238 196V195H237ZM245 196V195H244ZM197 197V196H196ZM212 197V196H211ZM219 197V196H218ZM228 197V196H227ZM242 197V196H241ZM236 198V197H235ZM238 198V197H237ZM245 198V197H244ZM243 198V199H244ZM252 198V199H253ZM260 198H261V196H260ZM195 199V198H194ZM201 199V198H200ZM204 199V198H203ZM210 199V198H209ZM242 199V198H241ZM242 199V200H243ZM248 199H249V197H248ZM262 200L261 201H263L264 199L263 198H261ZM197 200V199H196ZM206 200V199H205ZM245 200V199H244ZM202 201V200H201ZM209 202V201H208ZM238 202V201H237ZM203 203V202H202ZM207 203V202H206ZM242 203V202H241ZM245 203V202H244ZM243 203V204H244ZM263 203H264V201H263ZM240 204V203H239ZM204 205V204H203ZM198 206V205H197ZM243 206V205H242ZM251 206V205H250ZM241 207V206H240ZM249 208V206H247V209ZM250 209V208H249ZM197 210V209H196ZM204 210V209H203ZM250 210H252V208L250 209ZM249 210V211H250ZM264 212V211H263ZM217 213V212H216Z\"/></svg>",
  "mask_w": 264,
  "mask_h": 264
},
{
  "label": "built area",
  "instance_id": "2783aa9c",
  "mask_svg": "<svg viewBox=\"0 0 264 264\" xmlns=\"http://www.w3.org/2000/svg\"><path fill=\"white\" fill-rule=\"evenodd\" d=\"M39 141H41V139L39 138ZM42 143V142H41Z\"/></svg>",
  "mask_w": 264,
  "mask_h": 264
}]
</instances>
